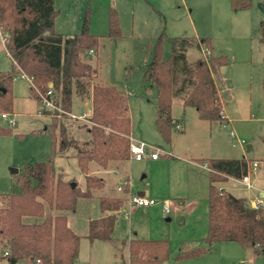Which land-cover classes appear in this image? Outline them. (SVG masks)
<instances>
[{"label":"trees","instance_id":"1","mask_svg":"<svg viewBox=\"0 0 264 264\" xmlns=\"http://www.w3.org/2000/svg\"><path fill=\"white\" fill-rule=\"evenodd\" d=\"M230 2L234 10L251 5L250 0ZM56 14L54 0H0V29L7 35L6 48L11 60V69L0 72V114L12 111V82L20 73L31 79L30 93L38 102L39 94L51 90L52 100L60 110H43V114L50 116L45 128L51 136L47 158L24 165L17 177L18 193L0 194V260L4 264H17L22 259L27 264L36 260L40 264H77L80 235L69 226L66 212L76 209L80 197L91 196L92 191L104 186V179L90 174V164L106 169L111 162L129 159V97L115 84L97 78L89 62V52H95L104 37H121L115 10L109 11L104 37L89 31L87 17L78 33H57ZM258 34L264 43V19L259 21ZM211 40L207 35L169 37L161 32L152 44L148 43L150 61L143 80L155 89L154 123L167 143L177 122L171 116L174 98H179L183 106L194 108L200 119L226 120L219 96L224 84L219 68L229 59L213 53ZM165 43L170 47L167 56ZM189 51L202 55L189 61ZM73 89L79 96L88 94L90 98V113L85 121L70 117ZM11 132V127L0 126V134ZM68 152L84 176L83 188L76 184L72 187L73 181L64 179L54 165L57 155ZM202 162L209 169L210 182L207 232L200 239L202 246L190 248L183 244L176 258L196 257L216 242L264 249V207L254 208L244 197L219 191L217 185L228 177L240 179L246 175L249 160L205 158ZM3 200H7L5 206ZM123 202L117 196H98L99 208L106 214L88 220L89 240L112 238ZM170 249L167 239H133L129 242L128 264H160ZM5 251L7 255H3Z\"/></svg>","mask_w":264,"mask_h":264},{"label":"rangeland","instance_id":"2","mask_svg":"<svg viewBox=\"0 0 264 264\" xmlns=\"http://www.w3.org/2000/svg\"><path fill=\"white\" fill-rule=\"evenodd\" d=\"M250 1L248 8L234 10L230 0H54L57 10L54 31L63 35L77 33L87 17L89 31L104 37L108 32L109 11L115 10L121 37H104L97 50L89 52V62L97 78L115 84L128 94L132 136H142L151 143L159 144L163 142L155 131V89L143 80L150 61L151 45L148 43L152 44L161 32L169 37L209 36L213 53L226 55L229 59L226 65L219 68L220 76L226 81L225 86L231 83L230 89L222 87L219 91L228 120L213 121L210 130L204 127L206 135L201 137L196 134L194 108L186 107L183 112L179 102L174 100L172 113L176 116L183 113L189 125L187 136H179L181 140H178L177 148H188L196 154L203 152V155L213 157H244L249 160V165L256 161L257 168H252L249 179L264 187V43L259 40L258 34L259 21L264 19V0ZM169 50V44L165 43L166 56ZM201 55L198 51H189L188 59L195 61ZM10 69L11 60L0 42V71ZM30 85L25 78L13 79L12 111L7 113L6 119L0 114V126L12 129L10 134H0V194L18 193L17 177L22 174L24 165L46 159L51 148V136L45 129L50 123V116L38 113L40 102L31 95ZM90 107L88 94L79 96L73 89L70 117L78 116L79 121H85ZM57 111L60 112L59 109ZM172 130L178 133L176 128ZM230 131H234L236 138L244 140V143L234 141ZM247 145H250L249 149ZM116 163L111 162L106 169L90 164V174L101 177L105 184L92 191L91 196L80 197L76 209L66 212L69 226L80 235L77 264H127V248L122 241L127 242L135 227L143 226L145 215L133 213L130 211L133 206L126 203L125 215L131 219L132 231L130 220L124 218L119 219L110 240H89L86 237L88 218L103 214L98 196L121 194L117 187L123 180L114 169ZM54 165L64 179L83 188L84 176L69 152L68 155H57ZM95 169L97 173L93 172ZM142 174L135 170L133 179H130L135 183L142 182ZM218 186H224V190L233 195L247 196L249 203V198L259 196L258 191L246 188L234 178H228ZM198 202L200 205L201 201ZM159 203L163 204L157 201L156 205ZM6 204L7 200H3L2 205ZM194 216L202 220L199 218L200 206ZM161 218L166 216L160 213L158 221ZM168 221L173 233L184 230L185 226L180 224L179 218L169 215ZM187 242L174 235L170 240L169 255L160 264H264L262 247L240 246L235 242H216L210 250L196 257L177 259L179 247ZM189 245L193 248L203 243L195 236ZM17 264L27 262L22 259Z\"/></svg>","mask_w":264,"mask_h":264},{"label":"crops","instance_id":"3","mask_svg":"<svg viewBox=\"0 0 264 264\" xmlns=\"http://www.w3.org/2000/svg\"><path fill=\"white\" fill-rule=\"evenodd\" d=\"M225 83L226 81L224 80V84L222 85V87L226 89L227 88L230 89L231 83L227 84V86H225L226 85ZM174 100H177L179 102V105L182 107L183 112H184V108L189 107V106H183L182 101L179 98H174L172 100V103ZM195 113H196L195 126L198 131L196 132V134H199V136L203 137L204 127L205 129L210 130L212 122L200 119L196 110ZM171 116L172 118L177 120L176 126L174 128L178 130V133H174V131L172 130L171 141L169 143L165 142L162 138H161L162 140L161 142L163 143L161 144L155 142L151 143L149 140L142 138V136L133 137L132 134H130V137L132 139L141 140L146 143L159 146L162 151L157 159H151L148 156L144 157L142 160H134L129 158L124 162H117L115 164L114 169L115 171L119 172V175H121V180L127 179L128 181H131L132 186L128 188H124L122 190H118L117 187V190L121 194H116L114 196L123 198L124 202L117 212V219L114 228V233L116 226L119 222V219L123 220L124 218L126 219L128 218L130 220V228L131 231L133 230L131 225L132 224L131 219L129 216L127 217V214L125 215V210H124L126 207V203H128V196L130 194H137L140 196H144L146 198L156 199V202L157 201L163 202V204L159 203L158 206L156 205V202L148 206L132 205L133 208L130 211H132L133 213L140 212L141 214L145 215L144 216L145 220L144 222H142L143 226H138L137 228L136 227L134 228L127 242L122 241L123 245H125L127 248L128 263H129V251H128L129 242L133 239H144V240L167 239L170 241L172 237H174V235H177L182 241H188L187 243L189 244V242H191V239H193L195 236L201 239L203 236H205L207 232L208 191H209L210 182H209V169L202 162V160L205 158H226V157H215V156L213 157V156L203 155L202 154L203 152H199L198 154H196L195 152L189 150L188 148L178 149L176 144L178 140H181V137L179 139V136H187L186 134H188L189 125L183 113L180 116H176L171 111ZM226 120H228L227 117ZM204 122L208 123L209 125H205L206 123ZM155 131L157 132L156 127H155ZM135 170L143 173L141 176V179H143L142 182L135 183L133 180H131L133 179L132 177L135 175ZM251 171L252 170H250L249 173ZM93 172L97 173L98 170L95 169ZM228 178H232V177H228ZM252 184H253V188L250 189H254L258 191L259 196L262 197L264 202V198H263L264 187L260 185H256L254 183ZM220 188L222 190L225 189L224 186H220ZM239 197H244L248 202L247 196H239ZM249 199H250V203L249 202L248 203L251 206V201L254 198H249ZM165 201L168 202V208H166L164 205ZM198 201H201L200 205ZM198 206H200V211H201V216L199 218H202V220L198 219L197 216L193 217V213L195 211H198ZM102 213L103 214H99L97 217L106 214L105 212ZM160 213H162L163 216L165 215L166 218H161L158 221V216L160 215ZM169 215H171L172 218H179L180 224H183V226H185L183 227L184 229L183 231H181L180 233L172 232V229L169 225L170 221H168ZM89 219L90 218H88V220ZM262 250L264 251V249Z\"/></svg>","mask_w":264,"mask_h":264},{"label":"built area","instance_id":"4","mask_svg":"<svg viewBox=\"0 0 264 264\" xmlns=\"http://www.w3.org/2000/svg\"><path fill=\"white\" fill-rule=\"evenodd\" d=\"M0 42L3 44L5 51L7 52L8 56V50L6 48L8 38L5 32H3L0 29ZM17 77L25 78L31 85V79L27 77L25 74L20 73L16 74L14 76V79ZM40 97V106L38 113H43V110H51V109H57L58 107L54 104L52 97H51V90H48L45 94H39ZM74 116V115H72ZM2 118H7V113H2L1 114ZM78 117V116H77ZM224 126V125H223ZM230 136L233 138L234 141H239L240 143H244V140H239L236 138V135L234 131L229 132ZM161 148L159 146H156L154 144L146 143L141 140H135L130 137V144H129V158L134 159V160H142L144 157L148 156L151 159H157L161 153ZM249 171L255 169L257 167L256 161H252L249 165ZM241 184H243L246 188L250 189L253 188V184L249 179V172L242 176L240 179H237ZM129 187V181L127 179H124L121 183L120 186H118V190H122L124 188ZM219 191H222L221 188H219ZM156 202L155 199L153 198H146L144 196H140L137 194H130L128 196V203L133 205V206H148L151 204H154ZM251 206L254 208L262 207L264 202L262 197L258 196L251 201ZM164 205L166 208H168V202L165 201ZM3 255H7V252L5 251ZM0 264H4L3 260H0ZM33 264H40L39 260H36Z\"/></svg>","mask_w":264,"mask_h":264},{"label":"water","instance_id":"5","mask_svg":"<svg viewBox=\"0 0 264 264\" xmlns=\"http://www.w3.org/2000/svg\"><path fill=\"white\" fill-rule=\"evenodd\" d=\"M49 86H51V84ZM247 148L249 149L250 148V145H247ZM71 186L74 187L75 186V182H71Z\"/></svg>","mask_w":264,"mask_h":264}]
</instances>
